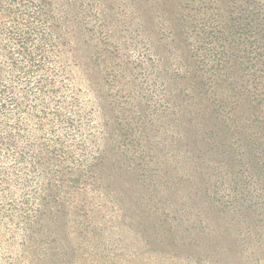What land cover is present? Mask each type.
<instances>
[{"label":"trees","instance_id":"trees-1","mask_svg":"<svg viewBox=\"0 0 264 264\" xmlns=\"http://www.w3.org/2000/svg\"><path fill=\"white\" fill-rule=\"evenodd\" d=\"M0 264H264V0H0Z\"/></svg>","mask_w":264,"mask_h":264},{"label":"rangeland","instance_id":"rangeland-1","mask_svg":"<svg viewBox=\"0 0 264 264\" xmlns=\"http://www.w3.org/2000/svg\"><path fill=\"white\" fill-rule=\"evenodd\" d=\"M8 237H9V235L6 237L7 238V240H8ZM19 240V239H18ZM19 242H20V240H19Z\"/></svg>","mask_w":264,"mask_h":264}]
</instances>
